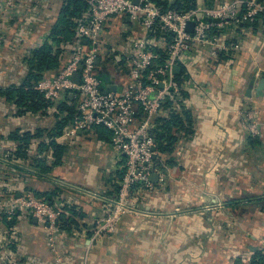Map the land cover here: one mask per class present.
<instances>
[{
	"label": "crops",
	"instance_id": "obj_1",
	"mask_svg": "<svg viewBox=\"0 0 264 264\" xmlns=\"http://www.w3.org/2000/svg\"><path fill=\"white\" fill-rule=\"evenodd\" d=\"M195 1L204 9L227 0ZM62 4L0 0V87L23 82L24 58L48 39ZM211 33L230 49L214 56L196 45L176 72L184 78L181 101L192 113L194 131L167 157L173 159L164 180L153 179L155 188L139 197L143 213L129 217L115 236L95 232L123 175L125 156L111 143L110 130L94 126L55 137L64 153L54 164L45 145L51 140L46 130L58 122L56 110L20 114L0 94V201L35 191L60 193L79 223L59 231L52 251L48 232L35 217L20 211L13 225L0 218V264H253L257 253H264V90L258 91L264 23L257 28L229 23ZM145 35L140 20L129 14L108 19L96 61L104 90L127 86V58L116 55L131 53L134 40ZM159 44L155 48H163ZM249 109L260 111L258 136L247 133ZM17 129L45 132L26 157L4 158L16 147L9 135Z\"/></svg>",
	"mask_w": 264,
	"mask_h": 264
},
{
	"label": "built area",
	"instance_id": "obj_2",
	"mask_svg": "<svg viewBox=\"0 0 264 264\" xmlns=\"http://www.w3.org/2000/svg\"><path fill=\"white\" fill-rule=\"evenodd\" d=\"M88 2L89 17L77 28L78 44L72 58L54 77L42 80L37 88L49 99H60L65 94L79 96V114L66 134L74 135L79 129L89 131L93 126L103 125L113 133V146L125 156L119 192L112 200L109 212L96 220L95 232L103 234L106 228L114 229V223L120 216L138 204L137 197L155 188L154 173H158L161 181L164 180L165 171L154 160L156 140L151 131L155 127L156 116L162 114L167 97L173 95L177 101L182 99L184 82L177 79L176 67L184 63L186 54L196 45L207 47L214 56L220 50L228 51L230 45L213 35L212 28L255 20L264 12V1L227 0L214 8H195L186 12L176 9L163 11L155 0ZM127 14L140 20L146 35L134 40L131 53L116 55L117 58L124 55L127 58V86L120 91L105 93L96 74L102 34L111 16ZM190 21L195 22L193 31L188 30ZM158 27L161 36L155 33ZM160 42L168 53V58L162 63L161 56L154 49ZM79 65L83 66L81 70ZM77 71L81 74L79 82L74 80ZM244 117L248 134L257 135L260 132L257 109L245 111ZM19 211L31 214L44 225L52 251H57L60 206L31 193L0 201V214H6L9 219Z\"/></svg>",
	"mask_w": 264,
	"mask_h": 264
},
{
	"label": "trees",
	"instance_id": "obj_3",
	"mask_svg": "<svg viewBox=\"0 0 264 264\" xmlns=\"http://www.w3.org/2000/svg\"><path fill=\"white\" fill-rule=\"evenodd\" d=\"M88 1L89 0H63L58 20L54 26H52L48 39L43 45L31 50L24 58L28 68L23 82L21 84L13 83L6 87H0V94H2L8 102L14 103L20 114L48 112L49 109L56 110L54 111V115L57 116L58 122L53 129L46 130L51 140L50 143L45 145V148L52 150V154L55 158L54 164H59L61 162L64 153V146L59 144L55 137L64 135L73 124L75 117L79 114V96L73 97L72 95L65 94L63 98L60 99H49L37 88V85L46 78L54 77L61 67L64 66V63H67L72 58L78 44L77 28L89 17L90 10ZM155 2L161 6L163 11L176 9L180 12H186L196 8L195 0H174L173 2L170 0H155ZM261 22L264 23V12L256 16L255 20L249 22L242 21L239 22L238 25L240 27L252 26L257 28ZM155 33L157 36H161L162 33L159 27L155 29ZM171 36L172 35L169 34L170 39ZM154 49L161 56L160 62H165L168 58L166 48L154 47ZM180 76L181 73H176L177 79L182 83L184 82V78L180 79ZM165 111L169 112L168 116H164ZM192 123L191 111L185 108L181 100L177 101L174 99L173 95L168 96L163 104L162 114L156 116L155 127L151 131L156 140L157 155L154 160L165 172L167 170V165L171 164L173 159L167 157H173L183 137H187L189 134L193 133ZM97 127L102 133L104 132L103 127L107 128L103 125H97ZM44 132L43 129H39L35 133L21 132L18 129L15 130L9 137L11 140L17 142L16 147L3 157H12L14 154L17 157H26L28 154L27 149L30 147L33 140L43 135ZM112 135L113 133L110 130L109 136L112 137ZM41 160L38 162L42 163ZM43 169L45 171H50L51 166H47L43 163ZM119 187L120 184L117 187L116 196L119 192ZM34 195L39 199L60 206L61 214L57 222L59 231L69 230L74 227V225H79L74 218L76 210H74V207L66 204V202H63L64 198L60 193L45 195V193L35 191ZM18 213L12 219H9L6 214H0V218H3L6 222L13 225L17 221ZM27 215L28 217H33L31 214ZM253 264H264L263 252L257 253Z\"/></svg>",
	"mask_w": 264,
	"mask_h": 264
},
{
	"label": "rangeland",
	"instance_id": "obj_4",
	"mask_svg": "<svg viewBox=\"0 0 264 264\" xmlns=\"http://www.w3.org/2000/svg\"><path fill=\"white\" fill-rule=\"evenodd\" d=\"M257 112H258V115L260 114V111L259 110H257ZM260 116V115H259ZM259 119V118H258ZM247 130V129H246ZM261 132V131H260ZM260 132L257 134V135H250V136H258L259 134H260ZM247 133H248V131H247ZM137 199H138V201H137V205H135L134 206V208H132V209H128L124 214H122L121 216H120V218L114 223V229H112L110 226H108V227H110V228H106L105 230V232L104 233H107V234H109L110 236H115V235H117L121 230H122V225H124L125 226V224L127 223V221H128V219H129V217H133V216H137V215H139L140 213H143V209L141 208V207H143V206H141V204L142 203H140V200H139V198L137 197ZM141 206V207H140ZM136 208H137V211H136ZM103 233V234H104ZM98 235H101V234H98Z\"/></svg>",
	"mask_w": 264,
	"mask_h": 264
},
{
	"label": "water",
	"instance_id": "obj_5",
	"mask_svg": "<svg viewBox=\"0 0 264 264\" xmlns=\"http://www.w3.org/2000/svg\"><path fill=\"white\" fill-rule=\"evenodd\" d=\"M194 25H195V22L194 21H190L189 23H188V30L189 31H193L194 30ZM79 70H81L82 68H83V66L82 65H79ZM180 70V66H177L176 67V72H178ZM80 77H81V74H80V72L79 71H77L76 72V74H75V76H74V80L76 81V82H79L80 81ZM101 89L105 92V93H108L109 92V90H104L103 89V87H101ZM117 88L115 87V86H113V87H111V90L112 91H115ZM263 90H264V78H262V80H261V82H260V84H259V87H258V91H259V93H263ZM248 94L249 95H251L252 94V90L251 89H249L248 90ZM159 175H158V173H154L153 175H152V180L153 179H156V177H158ZM36 219V218H35Z\"/></svg>",
	"mask_w": 264,
	"mask_h": 264
}]
</instances>
